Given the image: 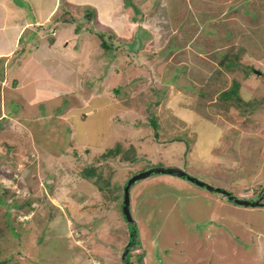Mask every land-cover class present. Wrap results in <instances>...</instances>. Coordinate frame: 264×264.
<instances>
[{
  "label": "rangeland",
  "instance_id": "1",
  "mask_svg": "<svg viewBox=\"0 0 264 264\" xmlns=\"http://www.w3.org/2000/svg\"><path fill=\"white\" fill-rule=\"evenodd\" d=\"M132 1L60 0L56 46L10 59L3 106L24 129L0 120V264H124V184L148 168L264 197V0ZM184 67L217 69L207 85ZM200 97L217 98L222 133L195 119ZM131 210V264H264V205L156 173L131 187Z\"/></svg>",
  "mask_w": 264,
  "mask_h": 264
},
{
  "label": "crops",
  "instance_id": "2",
  "mask_svg": "<svg viewBox=\"0 0 264 264\" xmlns=\"http://www.w3.org/2000/svg\"><path fill=\"white\" fill-rule=\"evenodd\" d=\"M65 1L66 3L69 4H75L74 1L77 0H65ZM89 5L93 6L91 3H89ZM60 7H61L60 0H52L51 5L48 7L42 5L41 0H0V104H1L0 120L3 119V117H5L4 115L6 114L9 115L5 125L2 126L5 129H10V128L12 129L13 127H15V131H19V132L23 131L20 130V128L23 127L21 122L17 120L16 115H13L10 112V109L9 111L4 110V106H3V100L5 99L4 95L6 93L5 92L6 88H8V86H10L11 83L8 73V69L10 68V64H11L10 59H12L16 53L17 55L20 56V58H24L22 60L27 59L28 61V59H32V54H30L31 53L30 49H28L29 46H35L39 48L40 45H42V43L48 46L49 48H53L56 46L57 40L62 38V35L61 34L59 35V32L61 31L62 27L60 26L59 23H56L55 25L49 28L46 25L58 13ZM64 20L66 22H69L71 26H75L72 23L73 19L65 18ZM111 26L113 25L112 24L109 25V27ZM72 28L75 29V27ZM72 28L70 27L69 30H72ZM184 68L185 69H180V73L177 74L182 75V70L189 71L190 72L189 76L192 75L200 76L199 81L205 82L207 85H209L211 82L210 79H208V77L213 74L215 69H217V67H215L210 72V71L202 70L203 68L200 69L193 67H189V68L184 67ZM172 69H174L175 71V69L178 68H172ZM29 70H27V72ZM201 70H202V74L207 72L208 76L200 74ZM191 79H195V78H191ZM177 82H179L178 79L175 81V83ZM19 83L20 82L17 78L14 79L13 82L14 87L15 86L18 87ZM206 84L204 85V87L207 86ZM178 92L179 90L177 91L175 90V92H171V96L177 97L178 95H181ZM222 92L223 91L219 93V96H221ZM195 97L198 96L196 95ZM208 99L206 97L204 99L203 97H200L199 100H201V105L198 106L200 107L205 106L206 108L205 110H202V112L196 110L195 119H200L202 122L205 123L207 127H209L207 131V135L216 136L217 132L219 133L218 130H220V133H222L221 126L218 125V123H216V121L211 117V115L208 112L214 111L216 113L218 112V108L215 106L216 104L210 106V108L206 104L216 103L217 98H214L213 100H208ZM221 111L222 109L220 108L219 113H222ZM203 129H201V131ZM200 134L202 133L200 132ZM218 135H222V134H218Z\"/></svg>",
  "mask_w": 264,
  "mask_h": 264
},
{
  "label": "water",
  "instance_id": "3",
  "mask_svg": "<svg viewBox=\"0 0 264 264\" xmlns=\"http://www.w3.org/2000/svg\"><path fill=\"white\" fill-rule=\"evenodd\" d=\"M256 72L261 73L260 70H256ZM153 173H169L176 176H180L183 178H186L187 180L194 182L200 186L205 187L208 190L220 192L223 193L226 198H228L230 201H233L237 204L242 205H258L260 204V199L256 201H252L250 199H244L241 197L236 196L231 191L227 190L226 188L220 187V186H214L209 184L208 182L197 178L196 176L192 175L191 173L187 172L186 170H183L178 167H170V166H159V167H152L147 170L138 172L134 175H132L124 185V199H123V211L124 216L127 220L129 231H130V241L125 246L122 258L125 261V264H130L129 260L127 259V254L129 252L130 247L135 243L136 236H137V227L135 226L136 221L133 217L132 210L130 208V197H131V187L136 183V181L141 180Z\"/></svg>",
  "mask_w": 264,
  "mask_h": 264
},
{
  "label": "trees",
  "instance_id": "4",
  "mask_svg": "<svg viewBox=\"0 0 264 264\" xmlns=\"http://www.w3.org/2000/svg\"><path fill=\"white\" fill-rule=\"evenodd\" d=\"M126 2H131L132 0H125ZM133 2V1H132ZM135 9H137V8H135ZM86 17L88 18V20L89 19H92L93 18V13L92 12H89L88 14H86ZM77 30L79 29V28H76ZM99 35H100V37L102 38V45L105 47V48H109V46H108V43L109 42H107L106 40H105V38H104V35L102 34V33H98ZM234 86H233V93L235 94V92H236V89H237V86H238V82L236 81L234 84H233ZM237 85V86H236ZM225 91H223L222 93H221V95H223V93H224ZM226 97V96H225ZM153 120H152V124H154V125H156V122L154 121V118H152ZM121 150V145L120 144H117L114 148H110L105 154H103V155H105V156H108V155H113V154H115V153H118L119 151ZM82 174L84 175V176H86V177H89V178H92V177H94V176H96V184L99 186V188H101V189H104V187H105V185L107 184H109V180L106 178V177H104L103 175H102V168H97V167H95L94 165H88V166H85L84 168H83V170H82ZM127 182V181H126ZM126 182H125V184H126ZM124 184V185H125ZM109 190H113L112 188H109ZM262 194V193H261ZM2 202H6L5 200H3L2 199ZM10 206V205H9ZM9 214V213H8ZM131 263V262H130Z\"/></svg>",
  "mask_w": 264,
  "mask_h": 264
},
{
  "label": "bare ground",
  "instance_id": "5",
  "mask_svg": "<svg viewBox=\"0 0 264 264\" xmlns=\"http://www.w3.org/2000/svg\"><path fill=\"white\" fill-rule=\"evenodd\" d=\"M107 13V12H106ZM149 169V168H148ZM147 170V169H146ZM184 170V169H183ZM144 171V170H143ZM188 172V171H187ZM136 174V173H135ZM153 174H156V173H153ZM169 174V173H168ZM134 175V174H133ZM152 175V174H151ZM150 176V175H149ZM148 177V176H147ZM146 178V177H145ZM226 197V196H225ZM263 198V196H259L258 198H256L255 200H253V199H250V200H252V201H256V200H258V199H260V198ZM262 198H261V200H260V205H262ZM228 199V198H227ZM244 199H248V198H244ZM229 200V199H228ZM230 201V200H229ZM231 202H233V201H231ZM233 203H235V202H233ZM237 204V203H236ZM240 205H242V204H240ZM259 205V204H258ZM247 206H254V205H247ZM130 208H131V197H130ZM135 226L137 227V236H136V239H137V237H138V226H137V224H135ZM128 229H129V227H128ZM129 233H130V231H129ZM130 239H131V237H130V235H129V241H130ZM135 242H136V240H135ZM135 244L136 243H134L133 245L135 246ZM132 245V246H133ZM131 246V247H132ZM130 251V250H129ZM124 252V251H123ZM129 253V252H128ZM123 255V254H122ZM127 259H128V254H127ZM122 260H123V258H122ZM129 260V259H128ZM124 261V260H123ZM130 262V261H129ZM124 264H125V261H124ZM131 264V263H130Z\"/></svg>",
  "mask_w": 264,
  "mask_h": 264
},
{
  "label": "flooded vegetation",
  "instance_id": "6",
  "mask_svg": "<svg viewBox=\"0 0 264 264\" xmlns=\"http://www.w3.org/2000/svg\"><path fill=\"white\" fill-rule=\"evenodd\" d=\"M261 195H262V194H261ZM263 199H264V197L262 198V205H264V200H263Z\"/></svg>",
  "mask_w": 264,
  "mask_h": 264
}]
</instances>
